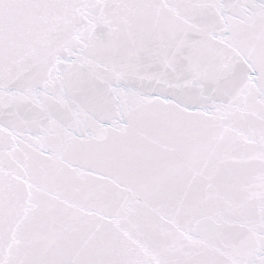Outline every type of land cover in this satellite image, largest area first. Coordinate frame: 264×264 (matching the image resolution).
Instances as JSON below:
<instances>
[{"label": "snow or ice", "instance_id": "1", "mask_svg": "<svg viewBox=\"0 0 264 264\" xmlns=\"http://www.w3.org/2000/svg\"><path fill=\"white\" fill-rule=\"evenodd\" d=\"M0 264H264V0H0Z\"/></svg>", "mask_w": 264, "mask_h": 264}]
</instances>
